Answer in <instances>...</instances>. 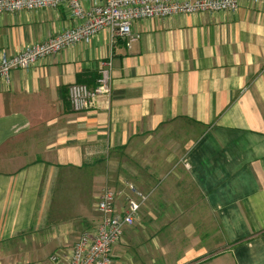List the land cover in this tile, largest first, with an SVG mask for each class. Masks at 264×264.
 <instances>
[{"label":"crops","instance_id":"crops-1","mask_svg":"<svg viewBox=\"0 0 264 264\" xmlns=\"http://www.w3.org/2000/svg\"><path fill=\"white\" fill-rule=\"evenodd\" d=\"M75 23L65 6L0 13V56ZM131 31L127 44L106 27L0 83V264L69 254L99 219L107 168L126 162L111 187L148 197L111 264H264V2ZM105 60L110 93L72 110L68 86L95 87Z\"/></svg>","mask_w":264,"mask_h":264},{"label":"built area","instance_id":"built-area-1","mask_svg":"<svg viewBox=\"0 0 264 264\" xmlns=\"http://www.w3.org/2000/svg\"><path fill=\"white\" fill-rule=\"evenodd\" d=\"M253 3L264 0H249ZM65 6L76 23L68 28L49 35L42 42L26 46L11 55L5 52L0 56V83L10 82L13 69H26L39 59L54 55L77 42H88L99 30L110 28L113 36L129 40L138 37L132 33L131 23L141 18H163L175 14L234 10L238 0H92L83 7L81 0H0V13L56 8ZM111 63L101 61L98 67L96 85L89 88L84 83L68 86V100L72 110L82 111L93 107L100 95L111 91ZM135 196L123 193L120 189L103 186L96 197L94 209L98 221L83 230L74 241L66 256L55 252L48 263L41 261H20L13 264H111L112 249L118 244L126 227L134 224L147 195L131 183L125 185ZM123 201L119 204L120 198Z\"/></svg>","mask_w":264,"mask_h":264},{"label":"rangeland","instance_id":"rangeland-1","mask_svg":"<svg viewBox=\"0 0 264 264\" xmlns=\"http://www.w3.org/2000/svg\"><path fill=\"white\" fill-rule=\"evenodd\" d=\"M115 172H123V173H125V174H129V164H128V162H126V163H123L122 165H120L119 167H118V169L117 170H113L112 168H111V166L110 167H108L107 168V175H108V182L105 184V185H107V186H113V184H115L116 182H117V180L115 179L116 178V176L117 175H115ZM126 178L128 179V176H126ZM182 178H183V180H185V181H187V177L185 176V174H183L182 175ZM104 185V186H105ZM100 189V188H99ZM188 191L191 193V195L194 197V201H193V203H195V202H197V201H199V199H198V194H197V192L195 191V189L193 188V187H191V188H189L188 189ZM178 198H179V200H180V198H181V195H178L177 196ZM94 203V202H93ZM92 211H93V213L96 215V213H95V211L92 209ZM16 262H20V261H16Z\"/></svg>","mask_w":264,"mask_h":264}]
</instances>
